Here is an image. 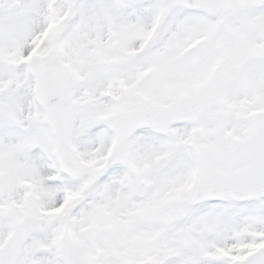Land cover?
I'll return each instance as SVG.
<instances>
[{
  "label": "rangeland",
  "instance_id": "rangeland-1",
  "mask_svg": "<svg viewBox=\"0 0 264 264\" xmlns=\"http://www.w3.org/2000/svg\"><path fill=\"white\" fill-rule=\"evenodd\" d=\"M49 1L0 0V255L14 240L5 236L15 223L23 237L15 264H236L246 251L263 249L264 213L260 220L249 213L264 210V201L231 213L220 205L189 209L187 198L196 150L214 146L229 159L235 139L251 127L249 111L264 116V0H225L206 22L169 0L141 56L140 40L157 21L145 0H132L126 12L119 0ZM110 23L118 28L114 47ZM201 40L207 53L194 47ZM187 46L193 52L180 53ZM49 50L73 72L71 153L84 171L74 179L54 169L58 159L48 152L56 141L31 99L26 66ZM201 104L229 114L216 143L199 135L212 125L193 122ZM142 109L174 111L182 120L157 129L159 136L142 130L120 148L100 129L108 118ZM71 203L76 208L63 219ZM170 219L176 223L166 230ZM67 234L81 244L71 255L62 246Z\"/></svg>",
  "mask_w": 264,
  "mask_h": 264
},
{
  "label": "water",
  "instance_id": "water-1",
  "mask_svg": "<svg viewBox=\"0 0 264 264\" xmlns=\"http://www.w3.org/2000/svg\"><path fill=\"white\" fill-rule=\"evenodd\" d=\"M175 3L183 4L191 8L202 9L211 14H215L222 9V0H197L196 3L192 1L186 2L184 0H176ZM60 66L61 65L58 63V57L54 53L51 54L49 58L37 63L33 68V73L39 81V94L42 102L47 107L48 121L54 128L59 139V155L61 161L68 173L80 175L81 172L74 166L67 147V125L70 114L75 106L72 103V97L67 95V81L70 79V75L63 68L61 69ZM207 110L208 109L203 106L199 107L195 114V120L198 122L208 118L211 121H219L215 132L203 133L204 137L217 139L222 126L226 121V116L222 112H218L215 116L207 117ZM142 117H145V120H143ZM179 120L180 118L175 113L141 111L120 116L113 120L111 124L118 132L120 136V144H122L132 131L139 129L140 127L151 124L167 127ZM126 123H128L129 126L126 125ZM238 143L245 146L257 144V148L264 146V121L256 120L255 130L247 140L239 141ZM251 150L252 149L247 147L245 153H247V151L251 152ZM200 156L201 170L194 187V198L196 200L215 196L214 185L216 184V181L214 179H221L225 183H229L233 180V178H231L232 176H225L218 171V166L222 163V159L217 156L215 150L202 151ZM235 163H239L245 167L237 176L241 177L245 183L250 185V196L257 197L264 194V166L262 160L260 163L254 160L252 161V158L245 154L240 159H236ZM19 231L20 229L18 227V234ZM66 243L68 245L66 250L68 254L79 248L78 244L69 247L70 244H72L71 239H67ZM18 247L19 239L13 247L9 263L5 262V264L13 263ZM263 263L264 252L245 264Z\"/></svg>",
  "mask_w": 264,
  "mask_h": 264
},
{
  "label": "flooded vegetation",
  "instance_id": "flooded-vegetation-1",
  "mask_svg": "<svg viewBox=\"0 0 264 264\" xmlns=\"http://www.w3.org/2000/svg\"><path fill=\"white\" fill-rule=\"evenodd\" d=\"M240 153H241V150H237V151H235L234 155L238 156V155H240ZM233 170H236V168H234Z\"/></svg>",
  "mask_w": 264,
  "mask_h": 264
}]
</instances>
